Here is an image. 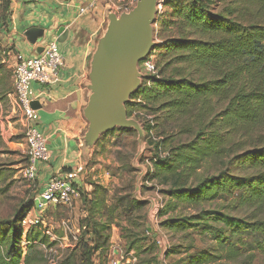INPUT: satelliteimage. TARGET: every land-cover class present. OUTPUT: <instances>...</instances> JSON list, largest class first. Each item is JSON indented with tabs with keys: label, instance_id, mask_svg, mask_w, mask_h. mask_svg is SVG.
Instances as JSON below:
<instances>
[{
	"label": "trees",
	"instance_id": "16d2710c",
	"mask_svg": "<svg viewBox=\"0 0 264 264\" xmlns=\"http://www.w3.org/2000/svg\"><path fill=\"white\" fill-rule=\"evenodd\" d=\"M11 2L0 0L4 12L0 27L11 14ZM164 4L167 10L156 20L158 36L169 24L178 25L181 35L155 45L162 57L156 64L158 74L150 87L134 96L141 97L154 114L164 113L166 120L187 122L184 132L193 139L159 158L152 179L170 185V200L176 203L202 205L235 196L238 205L254 215L249 221L207 210L169 219L163 226L175 232L200 227L213 237L217 254L202 251L190 257L193 264L238 259L241 252L232 242L244 243L247 236L253 239V249L264 252V0H166ZM8 93L7 83L0 79V112ZM130 105L131 101L126 106L129 117ZM217 164L228 168L207 177L200 174L204 167ZM92 185V192H81L89 205L88 216L79 221L81 233L69 246L62 243L63 226L51 229L39 223L28 229L24 252L22 221L33 203L16 210L13 219H0V264H96V254L99 264H105L116 225L126 251L146 254L139 264H153L156 243L144 246L147 237L136 232L146 202L125 194L109 205L107 187L98 182ZM119 211L133 228L115 221L113 215ZM49 229L53 235L47 233ZM73 238L69 236L71 242Z\"/></svg>",
	"mask_w": 264,
	"mask_h": 264
},
{
	"label": "rangeland",
	"instance_id": "374dc122",
	"mask_svg": "<svg viewBox=\"0 0 264 264\" xmlns=\"http://www.w3.org/2000/svg\"><path fill=\"white\" fill-rule=\"evenodd\" d=\"M165 1L160 0L157 19L163 11L167 10ZM136 2L137 0H104L101 9L104 31L109 22L108 12L112 11L120 15L123 10L134 7ZM3 14L4 12L0 8V17ZM177 27L178 25L171 24L164 26L161 36H158L157 32L160 30V26L156 24L154 28L156 45H162L172 36L181 35ZM7 32L8 25L5 22L0 27V79L7 83L9 93L6 101L2 103V111L0 112V172L2 175L0 177V219H13L16 210L33 203L29 215L33 218L43 216L46 225L50 226L51 229L63 226L66 236L62 239V243L66 247L71 243H76V237L81 233L78 229L79 221L88 216L89 208L87 206L89 205L84 200L85 194L82 193L81 198L82 196L83 198L77 200L72 206L48 207L42 214H39L40 210L35 204V199L40 194L39 184L37 180L28 181L23 173V169L28 163V156L21 112L16 101H14V70L17 64V52L14 46L10 44ZM152 52L151 54L154 55L152 58L155 66H157V62L162 59L160 51L153 49ZM159 65H163V63L161 62ZM170 70L171 68L168 71ZM144 79L143 86L139 90L151 86V82H146ZM130 101L131 117L138 120L145 129V145L140 141L139 133L135 129H129L132 132L128 133L121 130L127 128H116L103 134L90 149L87 156L90 159L88 165H95L102 172L101 180L103 182L98 183L107 187L109 205L114 206L115 197L125 194L136 200L146 202V209L139 219L141 227L136 229V232L147 237V241L143 243L144 246L153 242L156 243L157 249L153 255L156 261L153 264H193L190 263L191 256L195 257L202 251L212 250L215 252L216 246L213 237L205 233L200 227L188 232H175L163 226L164 222L172 218L197 215L207 210H217L251 221L254 211L239 206L235 196L221 197L207 201L202 205L191 206L171 201L169 196L170 185H164L157 179H152L155 163L160 160L159 158L166 157L170 153L168 150L193 139V135L184 132L187 122L166 120L164 113L154 114L152 110L144 107L145 103L141 97L133 94ZM136 110L140 111L137 115L135 114ZM92 152L93 155L90 157ZM227 168L228 166L217 164L213 167H204L200 174L207 177L216 175ZM232 172L236 175L242 174L241 171L237 170H232ZM113 216L115 221L120 222L123 227L133 228L121 211L115 212ZM116 227L118 230L114 232V235H119L120 239L115 241L121 246L119 262H113L114 256L110 254L109 249L105 264H139L147 258L146 254L139 256L135 251L127 252L126 242L121 237L122 231L117 225ZM111 230L113 234V228ZM125 234H127L126 231ZM69 236L74 237L73 242L70 241ZM89 238V236L86 237L87 240ZM253 244L251 236H247L244 243L235 239L231 246L240 250L239 258L236 260L224 258L211 264H264V252L253 249ZM99 259V254H96L94 256L96 264L100 263Z\"/></svg>",
	"mask_w": 264,
	"mask_h": 264
},
{
	"label": "crops",
	"instance_id": "0c3cea01",
	"mask_svg": "<svg viewBox=\"0 0 264 264\" xmlns=\"http://www.w3.org/2000/svg\"><path fill=\"white\" fill-rule=\"evenodd\" d=\"M104 0H12L7 20L9 42L17 56L31 58L40 55L50 41L56 40L64 58L59 79L49 85L33 82V99L40 108L38 128L51 151L50 161L38 164L37 182L40 192L55 174L75 172L74 182L81 192H91L93 182L102 181V172L89 166L88 154H83V136L87 120L83 109L88 102L89 69L96 43L104 31L101 9ZM93 8H89L91 3ZM81 8H88L81 12ZM44 29V37L36 44L27 39L29 28ZM65 30L59 34L60 28ZM33 100V101H34ZM15 101V100H14ZM90 155V154H89ZM93 152L91 153L92 157ZM88 165V167H87ZM103 182V181H102ZM43 211H39L42 214ZM115 230V231H114ZM113 227L110 254L118 263L121 246ZM80 235V234H79Z\"/></svg>",
	"mask_w": 264,
	"mask_h": 264
},
{
	"label": "water",
	"instance_id": "95a60500",
	"mask_svg": "<svg viewBox=\"0 0 264 264\" xmlns=\"http://www.w3.org/2000/svg\"><path fill=\"white\" fill-rule=\"evenodd\" d=\"M158 6L159 0H137L129 12L107 13V28L99 37L90 60L88 102L83 109L88 123L83 136V154H88L103 134L116 128L135 129L145 145V129L138 120L129 117L126 106L143 86L139 64L156 45L154 28ZM64 30L60 28L59 34ZM44 33L43 28L32 27L25 35L30 43L36 44ZM32 106L40 108L36 100Z\"/></svg>",
	"mask_w": 264,
	"mask_h": 264
},
{
	"label": "built area",
	"instance_id": "2783aa9c",
	"mask_svg": "<svg viewBox=\"0 0 264 264\" xmlns=\"http://www.w3.org/2000/svg\"><path fill=\"white\" fill-rule=\"evenodd\" d=\"M160 4L159 0L158 12ZM94 5V2L91 3L89 8H93ZM133 8L134 7L125 9L123 12H129ZM87 9L88 8H81V12H87ZM16 57L17 64L14 70V97L21 112L20 116L22 118V125L24 126L26 153L28 156V163L23 169V173L24 177L32 182L37 180L38 164L50 161L51 151L47 146L45 136L38 128L37 123L39 115L37 110L32 106L34 99L31 85L33 82L42 85H49L56 82L63 69L64 58L60 53L59 45L56 40L50 41L46 49L36 57ZM152 57H154V55L150 54L146 60L139 64V70L145 77L144 80L146 82H151L152 77L158 74V71L156 70L157 67L155 66ZM139 113L140 111L136 110L135 114L137 115ZM75 177L76 174L72 170L64 174L53 175L41 190L39 196L35 199V204L38 207V210L43 211L48 207L72 206L77 200H79L81 197V190L74 182ZM39 223L45 224L43 216L41 215L33 218L28 214L22 221L24 228V252L26 251L25 237L28 229ZM47 233L53 235L50 229L47 230Z\"/></svg>",
	"mask_w": 264,
	"mask_h": 264
}]
</instances>
